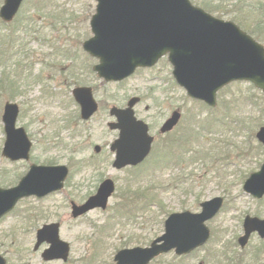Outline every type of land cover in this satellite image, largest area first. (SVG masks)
<instances>
[{"label":"rangeland","instance_id":"374dc122","mask_svg":"<svg viewBox=\"0 0 264 264\" xmlns=\"http://www.w3.org/2000/svg\"><path fill=\"white\" fill-rule=\"evenodd\" d=\"M198 1L217 6L213 14L221 19L241 21L244 26L260 31L264 29V25L258 29L255 24L264 12V0ZM43 2L48 7L40 14L37 5ZM3 3L0 0V7ZM96 6V0H25L17 19L1 30L5 33L16 29L21 18L30 21L22 25L17 35L28 43L26 50L34 64L33 73L49 78V90L43 91V83L23 79L22 85H18L21 94L12 99L21 107L17 125L24 127L33 141L28 161H11L2 154L6 140L2 115L9 99L0 98V185L7 188L18 184L32 163L70 167L69 177L60 191L44 197H25L0 219V253L7 264H114V256L120 249L145 247L162 235L171 213L199 212L200 203L214 197H223L224 204L207 221L211 230L208 242L188 256L170 251L150 264H199L201 261L204 264H264V240L258 235H251L244 248L238 243L246 215L264 218V197L256 198L243 189L250 173L258 171L264 162V145L256 138V132L264 125L263 91L250 81L231 82L218 92L216 110H204L189 117L200 116L194 127L202 124L207 132L202 142L189 147L184 161L156 164L158 159L168 160L177 153V140L186 131L183 124L169 135L172 139L165 151L169 156L163 155L159 128H155L156 141L147 159L134 167L115 168L110 144L118 137V131L107 126L112 119L109 115L112 105L143 95L137 112L152 124L174 107L186 108V112L193 109L196 113L202 106L177 83L167 56L154 67L140 69L121 81L107 82L98 77L93 70L98 60L82 46L92 36L90 20ZM54 11H65L64 20H54L51 15ZM41 38L51 42H42ZM51 43L67 48L72 55L56 53ZM28 70L26 67L23 76ZM79 84L92 86L95 98L106 106L89 121L76 116L72 90ZM159 98L164 106L156 109L153 102ZM213 114L223 116L225 121L216 124L211 118ZM188 124L192 126L195 122L186 119V127ZM97 144L102 146L99 154L94 151ZM227 150L229 156H226ZM203 151H208L209 156ZM104 178H111L116 184L108 207L95 208L73 218L71 202L85 201L97 191ZM142 188L144 193L139 195L146 201L145 206L141 210L137 204L131 205L137 216L113 219L114 213L120 212L126 202L127 194ZM132 196L130 201H134ZM52 222L61 224V237L71 245L67 263L44 261L41 252L48 244L34 250L37 229Z\"/></svg>","mask_w":264,"mask_h":264},{"label":"water","instance_id":"95a60500","mask_svg":"<svg viewBox=\"0 0 264 264\" xmlns=\"http://www.w3.org/2000/svg\"><path fill=\"white\" fill-rule=\"evenodd\" d=\"M23 1L4 0L0 17L6 22L13 20ZM97 1V11L91 20L94 35L85 41L84 49L100 59L94 69L107 80H122L137 67L152 66L168 54L177 82L190 96L210 105H216L217 92L235 80H249L264 91V45L235 22L219 19L191 0ZM74 95L81 104L82 117L90 118L98 107L91 88H77ZM137 101L134 97L126 109H111L118 121L111 122L110 128L120 129V136L112 145V150L117 152L113 163L117 168L140 163L152 147L154 138L149 134L148 125L134 116L133 106ZM19 111L17 103L6 102L3 155L11 160H29L32 141L26 129L17 126ZM179 118L180 113L175 111L162 132L171 130ZM256 136L264 144V125ZM68 173L66 165L32 164L17 185L0 187V218L23 197H43L62 189ZM114 190V181L105 179L85 203L72 204L73 216H81L96 207L105 209ZM244 190L257 197L264 195V163L245 181ZM222 205L223 198L215 197L201 203V212L171 214L165 222V232L150 246L121 249L114 257L115 263L149 264L153 258L172 249L177 254L191 252L209 239L211 232L206 221ZM244 231L239 238L242 247L253 231L264 237V219L246 216ZM44 242L50 243L42 253L45 260L68 259L70 244L61 239L60 223L44 224L37 230L35 249ZM6 263L0 254V264Z\"/></svg>","mask_w":264,"mask_h":264},{"label":"trees","instance_id":"16d2710c","mask_svg":"<svg viewBox=\"0 0 264 264\" xmlns=\"http://www.w3.org/2000/svg\"><path fill=\"white\" fill-rule=\"evenodd\" d=\"M193 1H195L198 5L204 7L209 12H212V13L216 12L217 6L213 5L209 1H198V0H193ZM47 7H48V4L43 2L42 4L37 5V10L40 14H42L47 10L46 9ZM64 12L65 11L52 12L51 15L54 16L55 19H62ZM237 22L244 29H246L250 34H252L256 39L264 43V29H261L260 31V30L255 29L254 27L244 26L245 24L242 23L241 21H237ZM28 23H30V21L21 18V20L19 21V27H17L16 29L12 28L11 30L5 31V33H3L1 32V30H5V28L8 27L10 23L9 24L4 23L0 19V98H4L5 96L9 99L10 98L15 99L16 98L15 96L17 94H21L20 92L22 90H20L21 87H19L18 85H22L20 82L23 78L21 79V77L24 72L23 69H25L26 67H29L30 69V73H28L27 78H32L31 79L32 81L43 83V91L49 90L48 78H44V76L41 75L42 73L33 76V72H32L33 61L30 60L31 59L30 52L26 50L28 43L24 42V40L21 37H16V33L21 31L22 25L25 24L26 26V24ZM255 24L258 29L260 25H264V12L262 13V16L256 21ZM40 40L43 42L48 41L46 38H41ZM53 46L55 48L56 53H61V54H65L68 56L69 54H71L70 50H68L67 48H63L62 46H59V45H53ZM26 60H28V62L25 65ZM11 61H14L13 64L16 70L14 74L8 71V69H10V67L12 66ZM214 120L216 119L214 118ZM191 136H192L191 134L186 136V139H185L186 150L189 149L188 143L190 139L189 137ZM194 136L195 137L199 136V133L195 132ZM175 161L180 162L181 159L175 158ZM139 192L144 193V189L142 188L141 190L130 191V193L133 194L131 199L134 201H130L129 197L131 195L127 194L126 202L121 205L120 212L124 214L127 212L132 213L133 209L131 205L133 204H137V206H140L141 209L143 208V206H145L144 204L146 203V201L143 202L141 205H138V202L140 201L139 200L140 198H138L140 196Z\"/></svg>","mask_w":264,"mask_h":264},{"label":"flooded vegetation","instance_id":"af4514ba","mask_svg":"<svg viewBox=\"0 0 264 264\" xmlns=\"http://www.w3.org/2000/svg\"><path fill=\"white\" fill-rule=\"evenodd\" d=\"M92 32V31H91ZM89 38V37H88ZM84 43V42H83ZM82 46H83V44H82ZM96 59V58H95ZM77 67V66H76ZM154 67V66H153ZM150 67H144V68H140V69H149ZM139 69V70H140ZM75 75H76V73H75ZM77 84V83H76ZM79 86H83V85H81V84H79V85H77V86H75V88L76 87H79ZM86 86H90V85H86ZM91 88H92V91H93V87L92 86H90ZM74 90V89H73ZM155 92V91H154ZM151 93L152 95H154L155 93ZM95 96V95H94ZM139 98H140V100H139V102L136 104V106H135V114H136V116L139 118V119H142V120H144V121H146L147 123H148V125H149V130H150V133L151 134H153V130L155 129V128H159V131H158V133H159V137H161V139H162V142H161V149H162V151H163V153L167 150V148H169L170 147V145L168 146V144H170V140L172 139V137H169V135H171L177 128H179L181 125H183L184 124V127L186 128V108H180V107H174V108H172L170 111H168L167 113L165 112L164 114H161V116H160V118H159V121L156 123V124H152L151 123V121H149V120H146V118H142L141 116H139V113L137 112V106H139L140 104H141V102L143 101V95H140V96H138ZM73 99H74V103H75V106H76V110H77V117H81V119L83 120V121H89V120H91L95 115H97L98 113H99V111L101 110V109H104L106 106H102L103 105V103L101 102V100H97L98 101V110L89 118V119H87V120H85L84 118H82V113H81V106H80V104H79V102L77 101V99L74 97V95H73ZM128 101H129V99H126L123 103H121V104H115V105H112V106H117V107H119V108H126L127 106H128ZM155 105H156V109H160V108H162L163 106H164V103H163V101H162V99H156V102H153ZM111 106V107H112ZM111 107L109 108V115H110V117L112 118L111 120H109L108 122H107V126L109 125V123L111 122V121H115L116 120V117L115 116H112V114H111V111H110V109H111ZM176 109H179L180 110V120H179V122H178V124L176 125V127L173 129V130H171V131H168V132H160V129H161V127L163 126V124L170 118V116L174 113V111L176 110ZM109 128V127H108ZM111 130V129H110ZM118 131V135H119V130H117ZM158 133H155L156 134V136L158 135ZM154 135V134H153ZM116 139V138H115ZM114 139V140H115ZM113 140V141H114ZM113 141L111 142V144H110V150H111V152L112 153H114V155H115V152L112 150V144H113ZM155 141H156V137H155V135H154V143H153V146H152V150H153V147H154V144H155ZM97 147H99V150H97ZM94 151H95V153L96 154H99V153H101V151H102V146L101 145H99V144H97V145H95L94 146ZM152 152V151H151ZM137 166V165H136ZM131 167H134V166H131ZM261 167V166H260ZM252 173H254V172H251L250 174H252ZM263 198V197H262ZM259 199H261V198H259ZM255 216V215H254ZM258 235L256 232H254L252 235ZM259 236V235H258ZM260 237V236H259ZM261 238V237H260ZM262 240H264V238H261ZM56 261H59V260H56Z\"/></svg>","mask_w":264,"mask_h":264}]
</instances>
